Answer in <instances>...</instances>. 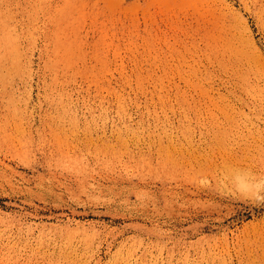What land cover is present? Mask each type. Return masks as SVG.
I'll return each instance as SVG.
<instances>
[{
	"label": "rangeland",
	"instance_id": "obj_1",
	"mask_svg": "<svg viewBox=\"0 0 264 264\" xmlns=\"http://www.w3.org/2000/svg\"><path fill=\"white\" fill-rule=\"evenodd\" d=\"M0 264H264V0H0Z\"/></svg>",
	"mask_w": 264,
	"mask_h": 264
}]
</instances>
